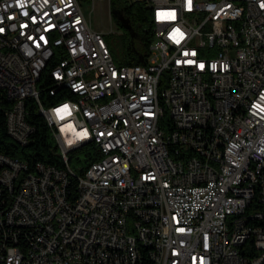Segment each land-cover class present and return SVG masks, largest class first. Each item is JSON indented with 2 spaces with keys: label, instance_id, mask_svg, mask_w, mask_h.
<instances>
[{
  "label": "built area",
  "instance_id": "obj_1",
  "mask_svg": "<svg viewBox=\"0 0 264 264\" xmlns=\"http://www.w3.org/2000/svg\"><path fill=\"white\" fill-rule=\"evenodd\" d=\"M143 1L147 60L118 65L81 0H0L8 134L33 101L63 163L0 151V264H264V0Z\"/></svg>",
  "mask_w": 264,
  "mask_h": 264
},
{
  "label": "trees",
  "instance_id": "obj_2",
  "mask_svg": "<svg viewBox=\"0 0 264 264\" xmlns=\"http://www.w3.org/2000/svg\"><path fill=\"white\" fill-rule=\"evenodd\" d=\"M112 18L117 22L121 33H109L105 36L110 45L115 62L118 65L145 63L150 44L153 39L152 9L143 0H109ZM49 70L43 74L41 86L50 85ZM43 91L41 99L47 105L56 104L65 98L64 92L58 90L55 94ZM29 122L34 126L31 140L26 145H20L8 134L6 116L0 110V151L4 154L26 162L29 170L34 171L38 162L63 165L56 152L57 146L44 117L37 112L36 103L29 105ZM99 150L93 143H87L72 152L70 163L78 171L86 170L92 162L99 158ZM0 191H3L0 186ZM5 193V191H3ZM2 193L4 200L6 193ZM1 204V202H0Z\"/></svg>",
  "mask_w": 264,
  "mask_h": 264
},
{
  "label": "rangeland",
  "instance_id": "obj_3",
  "mask_svg": "<svg viewBox=\"0 0 264 264\" xmlns=\"http://www.w3.org/2000/svg\"><path fill=\"white\" fill-rule=\"evenodd\" d=\"M81 4L95 31L106 37L109 33H121L116 20L112 18L109 0H81Z\"/></svg>",
  "mask_w": 264,
  "mask_h": 264
}]
</instances>
